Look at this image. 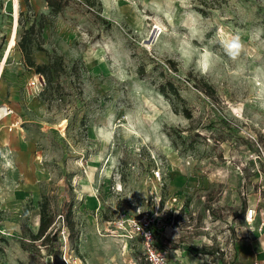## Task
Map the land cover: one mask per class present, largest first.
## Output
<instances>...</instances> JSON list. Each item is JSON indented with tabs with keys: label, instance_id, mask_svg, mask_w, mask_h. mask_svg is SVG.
Listing matches in <instances>:
<instances>
[{
	"label": "rangeland",
	"instance_id": "374dc122",
	"mask_svg": "<svg viewBox=\"0 0 264 264\" xmlns=\"http://www.w3.org/2000/svg\"><path fill=\"white\" fill-rule=\"evenodd\" d=\"M12 3L0 0V106L14 109L0 122V264H237L243 208L264 201V0H70L55 17L19 0L11 47ZM42 22L32 59L62 66L38 94L18 43ZM169 83L183 101L160 92ZM43 197L59 231L37 254L21 242Z\"/></svg>",
	"mask_w": 264,
	"mask_h": 264
},
{
	"label": "trees",
	"instance_id": "16d2710c",
	"mask_svg": "<svg viewBox=\"0 0 264 264\" xmlns=\"http://www.w3.org/2000/svg\"><path fill=\"white\" fill-rule=\"evenodd\" d=\"M50 9V15L52 17H55L59 15L69 4L70 0H44ZM82 2L92 3V0H78ZM42 18H45L44 16ZM45 24L42 22L39 24V28L37 31V27L35 24H33L27 31H25L18 43L20 51L24 54L29 66L31 68H34L38 74H42L47 78V81L49 84H52L53 82V76L56 71H58L62 66V60L59 57H54L51 63L47 66H37L33 59H32V51L34 48V45L37 43V39H35V34L44 29ZM39 40L42 41L41 33L39 34ZM160 92L165 95L169 96L171 93L175 96L176 99L179 101H183L181 98L179 90L175 87L174 84L169 83L168 85H162L160 88ZM174 112L179 113V110L176 106H174ZM183 114L187 118H191L190 112L184 108ZM40 225L39 230L36 234L30 233V242H21L22 248L27 252L37 253L40 254V251L37 250V242H41V246L46 247V249L50 250V241L56 240L57 233L59 229L56 231L53 230L52 226L54 224V217L51 214V204L50 201L43 197V201L40 204ZM246 208H243V214L245 212ZM70 226V225H68Z\"/></svg>",
	"mask_w": 264,
	"mask_h": 264
},
{
	"label": "crops",
	"instance_id": "0c3cea01",
	"mask_svg": "<svg viewBox=\"0 0 264 264\" xmlns=\"http://www.w3.org/2000/svg\"><path fill=\"white\" fill-rule=\"evenodd\" d=\"M2 106L4 107L8 106L9 108L13 109L8 103L6 104V106L5 105H2ZM9 117H5L1 121L6 120ZM12 124H15V123H12ZM10 125L11 124H9V126ZM17 126L18 124L16 125V127ZM19 129L23 130L24 128L20 127ZM7 139L9 140V137ZM16 141H17V138L12 136L10 137L8 144H10L11 142V144L15 145ZM11 147L12 149L14 148L13 146ZM249 202L250 204H254L255 206H257L258 210L262 209L264 211V201L263 200L260 201L258 195L253 200L250 199ZM258 225L259 223L257 224V226ZM233 255H234L233 258L236 257L237 264H264V233H259L258 231H254V233L250 235L249 238L245 242L241 243L240 245L238 244L235 245V250L233 252Z\"/></svg>",
	"mask_w": 264,
	"mask_h": 264
},
{
	"label": "built area",
	"instance_id": "2783aa9c",
	"mask_svg": "<svg viewBox=\"0 0 264 264\" xmlns=\"http://www.w3.org/2000/svg\"><path fill=\"white\" fill-rule=\"evenodd\" d=\"M29 86L32 90H34L38 94H40L46 90L47 81H46L44 75L38 74V75H35V77L32 80H30ZM6 110H7V117L14 115L13 109L6 106ZM0 122H2V121H0ZM16 125H17L16 123L11 124L9 126V130L12 131L16 127ZM261 153L264 156V150L263 149H261ZM156 176L160 177V173L158 172ZM263 181H264V178H263L262 182ZM259 199H260V201L263 200L261 197H259ZM259 203H261V202H259ZM242 218L247 225V228H245L246 239H248L249 236L254 233V231H258L259 233H264V211L262 209L258 210L257 206H255L254 204H250V202H249V205H248L247 209L245 210ZM258 223H259V225L257 226ZM146 238L148 239V241H152V234L150 232H146ZM151 255L154 256L155 254L153 252H151Z\"/></svg>",
	"mask_w": 264,
	"mask_h": 264
},
{
	"label": "bare ground",
	"instance_id": "6f19581e",
	"mask_svg": "<svg viewBox=\"0 0 264 264\" xmlns=\"http://www.w3.org/2000/svg\"><path fill=\"white\" fill-rule=\"evenodd\" d=\"M12 5H13V8H14V19H15V24H14V28L12 30V44H11V47L13 46L14 44V41H15V38H16V32H17V25H18V14H19V0H12ZM10 47V48H11ZM10 52V49L8 50L4 60L2 61L1 65H0V76L2 74V70H3V67H4V64L6 62V59L8 57V54ZM4 106L0 107V121L7 117V110H6V113L4 112L3 110ZM6 109V107H5Z\"/></svg>",
	"mask_w": 264,
	"mask_h": 264
},
{
	"label": "clouds",
	"instance_id": "9594fccd",
	"mask_svg": "<svg viewBox=\"0 0 264 264\" xmlns=\"http://www.w3.org/2000/svg\"><path fill=\"white\" fill-rule=\"evenodd\" d=\"M240 47L241 44L238 37H233L230 41L225 42V48L232 56L237 54V51L240 49Z\"/></svg>",
	"mask_w": 264,
	"mask_h": 264
}]
</instances>
